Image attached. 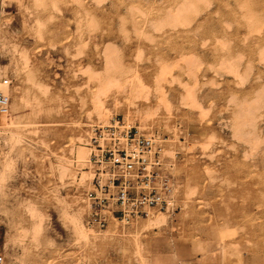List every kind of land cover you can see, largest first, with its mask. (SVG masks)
<instances>
[{
	"label": "rangeland",
	"instance_id": "rangeland-1",
	"mask_svg": "<svg viewBox=\"0 0 264 264\" xmlns=\"http://www.w3.org/2000/svg\"><path fill=\"white\" fill-rule=\"evenodd\" d=\"M0 75V264H264V0H0ZM114 118L157 136L173 205L99 228Z\"/></svg>",
	"mask_w": 264,
	"mask_h": 264
},
{
	"label": "built area",
	"instance_id": "built-area-1",
	"mask_svg": "<svg viewBox=\"0 0 264 264\" xmlns=\"http://www.w3.org/2000/svg\"><path fill=\"white\" fill-rule=\"evenodd\" d=\"M11 79L0 75V114L9 111ZM92 170L87 222L99 228L112 220L128 221L150 208L173 205L170 164L157 136L118 118L93 127L88 139ZM2 256L0 255V261Z\"/></svg>",
	"mask_w": 264,
	"mask_h": 264
},
{
	"label": "bare ground",
	"instance_id": "bare-ground-1",
	"mask_svg": "<svg viewBox=\"0 0 264 264\" xmlns=\"http://www.w3.org/2000/svg\"><path fill=\"white\" fill-rule=\"evenodd\" d=\"M26 96V95H25ZM33 97V96H32ZM35 101V100H34ZM20 102V101H19ZM37 102V101H36ZM32 107V106H31ZM23 108V107H22ZM39 114V113H38ZM13 120V119H12ZM11 122V121H10ZM12 126V125H11ZM82 156L84 157V156H86V154H85V152L82 154ZM156 217V216H155ZM158 218V217H157ZM156 219V218H155ZM155 219H153V220H155ZM151 222H153V221H151ZM149 223V222H148Z\"/></svg>",
	"mask_w": 264,
	"mask_h": 264
}]
</instances>
